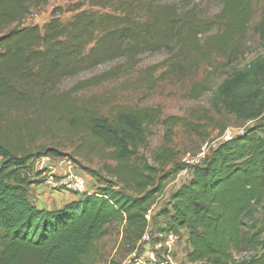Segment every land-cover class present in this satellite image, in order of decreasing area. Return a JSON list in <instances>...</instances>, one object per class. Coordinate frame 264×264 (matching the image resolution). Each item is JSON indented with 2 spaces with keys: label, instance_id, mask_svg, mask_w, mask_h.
<instances>
[{
  "label": "trees",
  "instance_id": "16d2710c",
  "mask_svg": "<svg viewBox=\"0 0 264 264\" xmlns=\"http://www.w3.org/2000/svg\"><path fill=\"white\" fill-rule=\"evenodd\" d=\"M47 1L0 0V30L13 25L0 32V264H94L95 242L113 222L139 241L147 226L145 212L184 164L173 165L167 150L154 163L135 162L138 149L149 126L168 120L176 124L181 118H162L159 107L138 105L103 115L70 97L132 71L142 55L169 51L168 70L184 61L190 69L218 62L221 80L214 86L193 82L188 98L208 91L217 112L241 122L264 119V0H218L219 9L207 18L196 10L203 0H81L68 10L73 14L66 21L60 19L65 10L55 7L41 27L22 24L31 8ZM84 3L88 9H81ZM250 33L263 51L237 67L248 52ZM199 35L204 37L201 48ZM116 60L121 62L67 90L56 88L61 80ZM155 71L146 68L140 80L150 86ZM26 111L31 121L71 122L88 131L110 150L115 165L104 169L112 178L97 177L91 194L58 208L34 204L32 161L52 150L33 152L40 130L23 129ZM262 126L220 142L202 164L178 176L180 184L168 194L160 210L164 224L153 230H187L188 264H264ZM242 251L249 255L236 258Z\"/></svg>",
  "mask_w": 264,
  "mask_h": 264
},
{
  "label": "rangeland",
  "instance_id": "374dc122",
  "mask_svg": "<svg viewBox=\"0 0 264 264\" xmlns=\"http://www.w3.org/2000/svg\"><path fill=\"white\" fill-rule=\"evenodd\" d=\"M81 0H48L46 4L31 8L29 14L23 20V25L42 26L51 17L55 7H61L65 12L60 15L62 21L70 18L73 12L69 9L77 6ZM81 9H88L84 3ZM219 9L218 0H203L197 2L196 10L200 17H210ZM259 5H256V16H258ZM13 25L4 27L0 32L11 29ZM203 36L197 37V47L201 48ZM246 52L236 63L242 67L251 58L263 51L259 39L250 33ZM196 53L193 52L192 57ZM172 60V54L163 50L156 53H147L140 57L139 64L130 72L121 74L118 78L103 82L98 86L81 89L72 94L71 101L77 106L89 107L100 114L110 115L118 106L138 105L159 107L162 118L177 116L181 121L173 124L168 120L167 124L155 123L147 128V137L143 146L138 149L137 161L146 160L154 163V158L167 150L174 158L172 164L182 165V158L186 152H195L201 143L212 139L224 130H237L247 128L256 124H262L264 130V119L258 121L241 122L234 116L214 110L209 102L210 92H205L198 99L188 98V91L193 82L202 81L209 86H214L222 78V69L200 62L197 68L190 69L187 62L174 70H168ZM121 60L108 62L95 69L83 72L78 76L61 80L57 84L58 91H64L73 87L80 80L86 79L101 71L107 70L120 63ZM216 62V61H215ZM146 68L156 69L152 73L151 85L147 86L140 80ZM167 68V69H166ZM13 115V113H11ZM22 123L24 130L37 128L40 130L31 147L33 152L44 147L52 150L47 156L54 164L63 165L66 159L72 160L76 171L81 174L89 184L96 185L98 178L111 179L105 172V166H114L115 162L110 160V150L105 148L88 131L77 129L71 122L57 121H31V111L24 113ZM2 126V125H0ZM134 161H132V164ZM31 172L40 175L32 165ZM42 177V176H40ZM99 183V182H98ZM180 184L178 175L168 180L163 188V196L157 198V205L152 214L150 226L156 229L164 224L160 215L161 208L167 202L168 194ZM105 233L95 242L97 256L94 264H133L136 256L142 254L144 246L134 242L129 231L125 230L122 223L113 222L105 227ZM172 250L174 264H188L184 257L189 249L187 241L188 231L183 229L178 235ZM150 247H148L149 249ZM147 255V254H146ZM236 258L246 257L248 252L242 251L234 254Z\"/></svg>",
  "mask_w": 264,
  "mask_h": 264
},
{
  "label": "built area",
  "instance_id": "2783aa9c",
  "mask_svg": "<svg viewBox=\"0 0 264 264\" xmlns=\"http://www.w3.org/2000/svg\"><path fill=\"white\" fill-rule=\"evenodd\" d=\"M243 131L244 128L235 131L224 130L214 138L203 141L195 152H186L182 158L184 167L178 176L188 174L190 168L202 164L210 151L220 142L229 140ZM63 163L54 164L47 155H41L32 161L37 171H42L38 176H42L41 183L45 188L78 196L91 194L93 190L87 187L86 178L76 171L74 162L66 159ZM156 205L157 201L145 212L147 226L138 241L145 249L141 255L136 256L133 264H174L171 253L179 234L173 231H154L151 228L150 223Z\"/></svg>",
  "mask_w": 264,
  "mask_h": 264
},
{
  "label": "crops",
  "instance_id": "0c3cea01",
  "mask_svg": "<svg viewBox=\"0 0 264 264\" xmlns=\"http://www.w3.org/2000/svg\"><path fill=\"white\" fill-rule=\"evenodd\" d=\"M30 176L35 180L30 187V198L38 207L55 209L61 207L64 203L79 197L78 195L67 194L64 192L51 191L42 185V180L37 174L31 173ZM87 187H91L88 181Z\"/></svg>",
  "mask_w": 264,
  "mask_h": 264
}]
</instances>
